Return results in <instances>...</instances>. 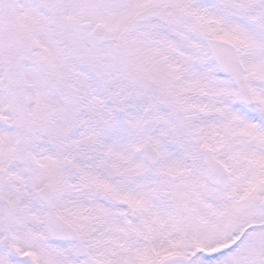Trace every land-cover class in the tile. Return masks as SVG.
Segmentation results:
<instances>
[{"label": "snow or ice", "instance_id": "snow-or-ice-1", "mask_svg": "<svg viewBox=\"0 0 264 264\" xmlns=\"http://www.w3.org/2000/svg\"><path fill=\"white\" fill-rule=\"evenodd\" d=\"M0 264H264V0H0Z\"/></svg>", "mask_w": 264, "mask_h": 264}]
</instances>
